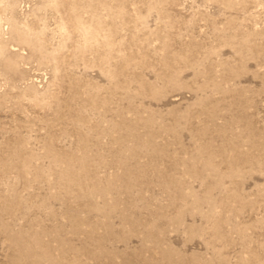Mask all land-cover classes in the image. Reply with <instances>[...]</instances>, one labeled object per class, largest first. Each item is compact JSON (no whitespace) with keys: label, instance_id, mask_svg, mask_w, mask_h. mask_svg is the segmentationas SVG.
Here are the masks:
<instances>
[{"label":"rangeland","instance_id":"obj_1","mask_svg":"<svg viewBox=\"0 0 264 264\" xmlns=\"http://www.w3.org/2000/svg\"><path fill=\"white\" fill-rule=\"evenodd\" d=\"M0 264H264V0H0Z\"/></svg>","mask_w":264,"mask_h":264}]
</instances>
